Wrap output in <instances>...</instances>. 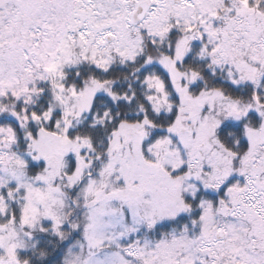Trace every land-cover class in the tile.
<instances>
[{
	"label": "snow or ice",
	"instance_id": "obj_1",
	"mask_svg": "<svg viewBox=\"0 0 264 264\" xmlns=\"http://www.w3.org/2000/svg\"><path fill=\"white\" fill-rule=\"evenodd\" d=\"M0 264H264V0H0Z\"/></svg>",
	"mask_w": 264,
	"mask_h": 264
}]
</instances>
